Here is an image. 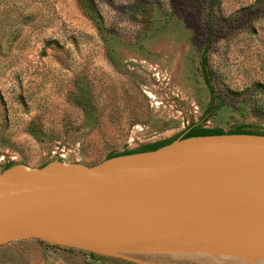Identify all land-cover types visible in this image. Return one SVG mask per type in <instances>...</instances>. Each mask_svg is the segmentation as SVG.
<instances>
[{
    "label": "rangeland",
    "instance_id": "374dc122",
    "mask_svg": "<svg viewBox=\"0 0 264 264\" xmlns=\"http://www.w3.org/2000/svg\"><path fill=\"white\" fill-rule=\"evenodd\" d=\"M192 125L264 132V0H0V173L93 166ZM209 254L24 238L0 245V264H200Z\"/></svg>",
    "mask_w": 264,
    "mask_h": 264
},
{
    "label": "water",
    "instance_id": "95a60500",
    "mask_svg": "<svg viewBox=\"0 0 264 264\" xmlns=\"http://www.w3.org/2000/svg\"><path fill=\"white\" fill-rule=\"evenodd\" d=\"M264 257V134L183 137L93 166L0 173V245Z\"/></svg>",
    "mask_w": 264,
    "mask_h": 264
},
{
    "label": "trees",
    "instance_id": "16d2710c",
    "mask_svg": "<svg viewBox=\"0 0 264 264\" xmlns=\"http://www.w3.org/2000/svg\"><path fill=\"white\" fill-rule=\"evenodd\" d=\"M210 34V32H209ZM204 80L206 85L210 88V84H209V79L204 75ZM210 114L209 110H206L202 116V120L206 119V117H208V115ZM260 133V134H264V132H260V131H251L248 129H245L243 125L241 126H237L235 128H232L230 130H226L224 131L221 128L218 127H213V128H204L201 127L199 125H192L189 126L184 133L182 134L183 137H188V136H193V135H204V134H221V133ZM177 135L169 137V138H164V139H159L150 143H146L141 145L139 148L137 149H128V150H124L123 152L120 153H110L108 154L107 158L118 155V154H128V153H132V152H138V151H147V150H153L156 149L160 146H163L165 144L170 143L171 141H173L174 139H176ZM12 163H8L4 166V169L11 166Z\"/></svg>",
    "mask_w": 264,
    "mask_h": 264
},
{
    "label": "bare ground",
    "instance_id": "6f19581e",
    "mask_svg": "<svg viewBox=\"0 0 264 264\" xmlns=\"http://www.w3.org/2000/svg\"><path fill=\"white\" fill-rule=\"evenodd\" d=\"M206 255L201 256V257L200 256L197 257V260L200 261V264H202V262L207 263V264H215V263H222V264H264V257L234 256V255H224V256L220 255V257H218L219 255H216V254H209V256H206ZM161 257H163V256H161ZM175 257H178V256L176 255ZM179 259H180V257H179Z\"/></svg>",
    "mask_w": 264,
    "mask_h": 264
}]
</instances>
